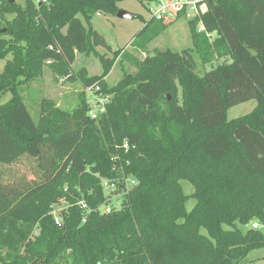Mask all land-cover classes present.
I'll list each match as a JSON object with an SVG mask.
<instances>
[{"label":"trees","instance_id":"1","mask_svg":"<svg viewBox=\"0 0 264 264\" xmlns=\"http://www.w3.org/2000/svg\"><path fill=\"white\" fill-rule=\"evenodd\" d=\"M122 1L0 3V57L11 55L0 96L12 94L0 105V164L35 158L41 179L0 176V264H249L264 233L236 225H264V0H208L194 40L214 34L213 56L228 60L203 75L188 49L157 52L111 88L104 79L119 51L99 75L79 70L85 88L113 94L99 120L87 115L84 91L73 110L43 98L39 120L25 102L23 86L46 66L67 75L78 53L110 48L92 19L115 15ZM172 21L152 18L135 41L148 45ZM252 99V112L227 118ZM102 178L121 180L122 202L108 213ZM183 179L195 187L190 211ZM61 200L69 206L57 224L50 211Z\"/></svg>","mask_w":264,"mask_h":264},{"label":"rangeland","instance_id":"2","mask_svg":"<svg viewBox=\"0 0 264 264\" xmlns=\"http://www.w3.org/2000/svg\"><path fill=\"white\" fill-rule=\"evenodd\" d=\"M1 1L2 0H0V3ZM17 1L19 3L24 2V0ZM154 6V3L149 5L139 0H124L119 2V9L128 10L140 18H119L117 17V13L115 15L98 13L92 19V24L105 37L110 48L99 46L96 48L97 53H78L75 62L72 64L71 73L67 75L55 74L46 66L42 77L23 86L25 102L35 120H39V103L43 98L54 100L62 109L73 110L79 102V94L81 92L84 91L85 98L87 97L86 88L74 75L81 69H85L90 75L101 74L105 69L106 58L112 59L115 51H119L120 56L117 57L115 64L104 79L106 87L109 88L116 86L126 74H135L138 71L139 64L146 58L154 56L157 52L166 49L178 52H182L186 49L191 50L196 59V71L200 75L205 74L207 71H210L212 68L228 60L226 58H217L213 56V52L209 48L210 44L208 43L214 40V34L207 35L209 40L208 43H206L204 37H199V42L195 43L194 35L203 31L202 24L197 22L195 17H188L183 13H180L179 16L170 23L169 27L148 45L145 46L142 40L135 41L138 33L144 28L146 23L152 19L150 7L152 8ZM7 59H11V55L7 58L0 57V72L5 69ZM71 75L74 77L73 80L69 79ZM98 85H100L103 90L101 84L99 83ZM109 94L113 97L112 93ZM182 95L183 91L179 86V98H182ZM11 98L12 94L10 92L3 93L0 96V105L6 104ZM256 106V99L235 105L227 110V118L232 120L244 116L252 112ZM39 175L37 161L32 157L23 156L11 165L0 164V176L6 183L13 184L24 181L34 185L40 182L41 179ZM103 179L106 178L101 179L106 198L99 208H103L104 205L113 206L122 202L123 195L121 191L117 190L119 189L118 184L121 180L111 179L112 181L109 180L110 182L106 185V181L104 182ZM180 184L183 188V192L189 196L186 206L188 211H190L196 203V200L192 198L195 187L191 182L185 179L181 180ZM125 185L130 187L131 179L126 180ZM68 206L69 204L66 203V201L61 200L52 206L50 212L54 218L61 217ZM254 224H258V228L264 233V225L261 223L259 224L256 220L244 226L237 223L236 226L246 231L250 227L255 228V226H253ZM225 228L231 229L228 226H225ZM203 232L206 231L203 230ZM246 261H249V264H264V248L253 250L247 256Z\"/></svg>","mask_w":264,"mask_h":264},{"label":"built area","instance_id":"3","mask_svg":"<svg viewBox=\"0 0 264 264\" xmlns=\"http://www.w3.org/2000/svg\"><path fill=\"white\" fill-rule=\"evenodd\" d=\"M42 3H48V0H36ZM154 3V7H150V13L152 18L156 20L163 19H172L175 20L180 13L186 14L188 17H199L202 14L208 11L209 5L208 0H153L148 4L151 5ZM40 4V5H41ZM204 30V26H202ZM85 91L87 92L86 103H87V115L92 120H99L102 115L107 113V106L111 103L113 97L111 94L104 92L100 85L94 84L89 87H86ZM106 181V185L110 182L107 179H103ZM130 180V179H127ZM103 184V183H102ZM136 184V181L131 178V185ZM125 187H128L122 184ZM80 207L85 210L87 209L86 202L80 201ZM120 203L116 205H104L103 208H99L102 212H111L113 208H118ZM54 206V205H53ZM57 224L62 223V217L54 218ZM255 228H258V224H254Z\"/></svg>","mask_w":264,"mask_h":264},{"label":"water","instance_id":"4","mask_svg":"<svg viewBox=\"0 0 264 264\" xmlns=\"http://www.w3.org/2000/svg\"><path fill=\"white\" fill-rule=\"evenodd\" d=\"M15 0H10L11 3H13ZM41 3L39 2V5ZM117 17L119 18H134L135 15L134 13L128 11V10H124V9H119L117 12Z\"/></svg>","mask_w":264,"mask_h":264}]
</instances>
